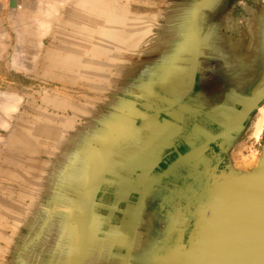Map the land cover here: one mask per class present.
<instances>
[{
    "label": "rangeland",
    "instance_id": "1",
    "mask_svg": "<svg viewBox=\"0 0 264 264\" xmlns=\"http://www.w3.org/2000/svg\"><path fill=\"white\" fill-rule=\"evenodd\" d=\"M200 1L194 0V5H189L187 2L191 3L193 0H60L61 4H65L62 14L65 22L61 21L57 24L56 46L60 48L66 46L68 50L71 48L73 52H76V56H71V58H76L75 62L72 63L73 67L78 66L75 64L79 61V53L82 54V58L85 57L84 53L87 54L86 67L82 65L80 69L76 68L75 71L71 72L76 78L73 76L69 78L67 71L54 69V66L49 63L47 52L49 45L51 46L53 43V39H45L43 46L45 52L41 59L40 70L18 69L17 65H20L16 64V59L22 55L16 53L17 31L14 28L7 31L8 52L0 59V99L2 98V101L5 96L6 99H11V96L14 97L15 101H12V106L9 103L8 110L9 108L10 110L7 112L8 114L6 113L8 115L6 118L3 110H0V119L1 115L4 117L2 118L4 124H0V220L2 218L0 226H43L45 232L43 231L44 236L42 238L44 237L45 244H47L46 231L50 228L52 230L53 226L57 238L60 235L59 240H57L60 243L63 237V226H69L68 228L72 230L76 227L75 237L72 239V245L69 246L67 253L70 264L83 228L85 209L92 187L102 183L101 191L104 184L111 181L110 174L114 161L121 152L128 148L130 141L135 137L137 138L135 133H131L127 129L128 118L120 119L122 134L121 131V135L116 134V114L121 115L123 109H130L136 114L135 127L141 128L143 119L152 110H165L167 105L164 100L177 102L178 105L185 104V112H192L193 114L202 113L201 111L205 109L203 100L189 101L191 98L195 99V96L199 94H207L213 106L223 105V101H221V96L225 91L223 86L214 85V83L210 86H203V81L208 84L215 77L204 70L205 65L207 67L208 64L202 62V40L195 89L183 98L190 87L189 68L192 60L193 23L195 11ZM98 3L101 5L98 6ZM113 7L116 9L114 12ZM111 17L113 18L111 19ZM239 17L242 18L241 15ZM83 26L86 34L84 33V38L80 40V35L83 34L81 27ZM232 26L235 27L233 24ZM240 29L242 31L243 27L241 26ZM143 35L145 36L143 37ZM140 39L141 41H139ZM232 42L236 55L235 59L239 61L238 65L245 66L243 62H245V52L249 39L239 38L234 34ZM65 57L70 56L61 55L57 58V63L60 64L57 66H63ZM119 86L125 87L123 93L121 90L118 91L117 87ZM250 91H245L244 88L239 90L240 93H249ZM119 101L121 103L118 104ZM241 107L237 103H230L226 112L235 111L237 113ZM263 108L264 102L243 125L246 127L244 133H238L241 127L231 135L235 137L236 141L228 152L227 158H231L235 164L247 160V173H251L260 161V155H255L254 145L257 132L260 131L262 125L264 126V112L261 113ZM42 113L46 114L43 115ZM215 113L222 117L223 111L216 108ZM203 116H200L201 120ZM72 118L75 120L73 121ZM259 119L263 124L255 129L254 123ZM84 120H86L85 123ZM122 122H124L123 125ZM189 122L190 120H188ZM191 122L194 124L195 118ZM35 127L37 131H35ZM83 129L86 130L83 131ZM222 130H217L215 134H219ZM77 132L78 134L74 136ZM262 138L264 140V134ZM40 145L41 148L43 147L42 149ZM61 148H63L62 152ZM58 152H60V156ZM67 152L69 156L66 155ZM68 163L70 164L68 165ZM35 165L38 170L34 168ZM39 167L44 169L41 170ZM103 168L105 169L104 174L100 175ZM162 169L164 168H161V172ZM220 170L226 172V167L223 166ZM37 182L42 185L37 184ZM48 194L50 197L47 196ZM80 194L81 197H79ZM138 198L134 200L126 221L124 246L119 251V264H124L125 261L128 223ZM196 207H193L192 211H195ZM154 210H158L156 206L148 208L146 219L156 222L157 226H137L135 235L139 240H136L137 245L132 252L131 264H146V262L147 264H184L186 253L192 243L191 235H197L200 230L210 227L196 226L199 222L203 224V213L195 216L193 220H191L193 217L188 212L173 214L172 223L173 225L177 223L179 226H162L167 222V214L158 213L152 216ZM92 224L80 260L91 236ZM35 232L31 233L32 235L35 234L33 239L37 235ZM24 233H27L26 229ZM161 233L163 239L159 240ZM182 238L183 242H181ZM147 240L150 244L146 242ZM45 244L44 246L41 245V251L47 250ZM147 246L148 249L149 247L151 249L145 251ZM55 249L56 253L63 251L58 245ZM146 252H149L147 253L149 255ZM136 253L138 256L141 255L137 257L135 256ZM59 258L57 257V260ZM169 259L173 262H168ZM89 264L100 263L97 258H94L89 261Z\"/></svg>",
    "mask_w": 264,
    "mask_h": 264
},
{
    "label": "crops",
    "instance_id": "2",
    "mask_svg": "<svg viewBox=\"0 0 264 264\" xmlns=\"http://www.w3.org/2000/svg\"><path fill=\"white\" fill-rule=\"evenodd\" d=\"M59 1L0 0V59L8 52L7 31L14 28L17 31L16 53L19 55L21 52V55L25 56L28 52L31 58L34 57L31 59V63H33L30 69L32 71L40 70L41 59L45 52L43 50L45 39H53L47 52L49 57L51 55L49 63L54 66V69H60L59 66L58 68L56 66L60 65L57 63V58L61 55L71 54V48L69 50L66 47L60 48L55 43L57 24L61 21L65 22L62 15L65 4L63 5ZM187 4L194 5V0ZM240 15L242 18L239 17ZM233 17L235 18L233 19ZM26 23H29L28 25L31 27L34 24H37L36 27L43 24V27L39 28L38 26L39 29H36L33 26L30 29ZM241 26L243 27L242 31ZM24 27H28L26 30L30 32L27 31V33ZM39 32L40 34H38ZM200 32L202 62L208 64L207 67L205 65L204 70L215 77L208 84L203 81V86H210L213 83L223 86L225 89L221 96L223 105L213 106L207 94H199L195 96V99L191 98L189 101L203 100L205 109L201 111L202 113L193 114L185 112V104L178 105L164 100L168 107L166 106L165 110L160 111L152 110L143 119L141 128L135 127L136 114L130 109L123 110L121 115L116 114V134H122L120 119L128 118L127 129L131 133H135L137 138L132 139L128 148L121 152L114 161L110 174L111 181H107L98 194L94 222L88 241L90 243H87L88 246L86 245L87 248L85 247L79 264H87L86 253L89 250H92L91 255L97 258L100 264L120 263L119 251L124 246L126 221L133 202L139 197L143 186L161 172V168H164L162 170L165 171L178 160L187 156L166 175L167 177L160 180V184L158 183L154 187L138 226H157L156 222L146 219L147 210L152 206H156L158 209L153 211L152 216L158 213L167 214V222L162 226H179L177 223L173 225L172 215L182 212L191 214L193 217L191 220L195 216L201 215L202 212L204 215L203 224L199 222L196 226H210L215 205L216 183L224 176L237 179L241 174L247 173V160L235 164L231 158H227L228 152L236 141L234 136L216 142L212 140L216 131L224 129L236 114L235 111L226 112L230 103L242 106L264 83V0H210L201 14ZM234 34L239 38L249 39L245 62H243L245 66H239V61L235 59L232 42ZM19 37H25L24 39L29 37L30 39L26 41L21 38L22 41ZM20 41L22 44L19 43ZM30 42L33 43L32 47ZM24 52L25 54H23ZM85 54V57H80V62L82 59L84 60L83 67L87 65V54ZM66 60L65 57L63 67H61L63 70L71 68V66H66ZM17 67L26 70L23 68L24 66ZM124 88V86L117 87L118 91L121 90L122 93ZM241 88L251 91L240 93ZM119 103L121 102L119 101ZM216 108L223 111L222 117L215 113ZM202 115L204 116L201 120L200 116ZM193 118H195L194 124L191 122ZM261 119L263 120V118ZM261 119L255 121V129L263 124ZM188 120H190L189 123ZM122 128L124 127L122 126ZM245 130L246 127L242 126L238 133H244ZM263 134L264 126L262 125L260 131L257 132L254 145L255 155L259 154L261 158L264 151ZM223 166L226 167V172L220 170ZM47 196L50 197L49 194ZM39 198H41L40 195ZM195 206L197 209L192 211ZM68 227L63 226L61 243L57 241L60 235L57 238L55 230H53L54 226L52 227L53 232H50L51 228L48 229L47 244H45L44 237L42 238L44 236L43 226H0V264H69L67 253L69 246L72 245L71 241L75 237L76 227L74 230ZM25 229L27 233H24ZM34 231L37 233L35 239H33L35 234H31ZM195 237V234L191 235V245L195 243ZM162 238L163 234L161 233L160 240ZM183 238L181 242H183ZM44 244L49 246L46 253L40 250L41 245L44 246ZM57 245L62 248V252L56 253ZM26 253L28 254L26 255ZM57 257H60L59 260Z\"/></svg>",
    "mask_w": 264,
    "mask_h": 264
},
{
    "label": "water",
    "instance_id": "3",
    "mask_svg": "<svg viewBox=\"0 0 264 264\" xmlns=\"http://www.w3.org/2000/svg\"><path fill=\"white\" fill-rule=\"evenodd\" d=\"M209 1L201 0L195 11L190 87L183 98L195 89L200 64V18ZM263 102L264 83L248 98L230 123L212 141L216 142L231 136L247 122ZM186 157L178 160L143 186L128 223L124 264H131L137 226L152 190ZM104 171V168L101 169L100 175H103ZM101 184L94 185L89 193L83 228L70 264H77L80 260L92 224ZM194 242L186 253L184 264H264V151L257 167L251 173L241 174L237 179L224 176L216 183L212 223L210 227L197 233Z\"/></svg>",
    "mask_w": 264,
    "mask_h": 264
},
{
    "label": "bare ground",
    "instance_id": "4",
    "mask_svg": "<svg viewBox=\"0 0 264 264\" xmlns=\"http://www.w3.org/2000/svg\"><path fill=\"white\" fill-rule=\"evenodd\" d=\"M46 1H48V0H46ZM106 1H107V0H106ZM59 2H60V1H59ZM46 4H48V3H46ZM154 4H155V3H154ZM95 5H96V4H95ZM100 5H101V4H100ZM100 5H99V3H98V6H100ZM102 5H103V4H102ZM46 7H47V6H46ZM69 7H70V6H69ZM105 7H106V5H105ZM107 8H108V7H107ZM113 8H114V10H113V12H114L116 9H115V7H113ZM96 9H97V8H96ZM97 10H98V9H97ZM67 11H68V10H67ZM102 13H103V12H102ZM111 13H112V12H111ZM115 13H116V12H115ZM49 14H50V13H49ZM82 14H84V13H82ZM95 14H96V13H95ZM97 14H98V13H97ZM105 14H106V13H105ZM85 15H86V13H85ZM92 15H93V14H92ZM90 17H91V16H90ZM97 17H98V16H97ZM100 17H101V16H100ZM135 17H136V16H135ZM109 18H110V17H109ZM112 18H113V17H111V19H112ZM125 18H126V17H125ZM138 18H139V17H138ZM152 18H153V17H152ZM69 19H70V18H69ZM96 19H97V18H96ZM101 19H102V18H101ZM116 19H118V18H116ZM149 19H150V17H149ZM149 19H148V20H149ZM40 20H41V19H40ZM70 20H71V19H70ZM118 20H119V19H118ZM125 20L127 21V19H125ZM125 20H124V23L126 22ZM151 21H154V20L151 19ZM31 22H32V21H31ZM31 22H30V24L32 25ZM40 22H41V21H40ZM87 22H88V21H87ZM76 23H77V22H76ZM78 23H79V22H78ZM85 23H86V22H85ZM28 24H29V23H28ZM28 24L26 23V25H28ZM86 24H87V23H86ZM105 24H106V23H105ZM108 24H109V23H108ZM110 24H111V23H110ZM23 25L25 26L24 23H23ZM23 25H22V26H23ZM35 25H37V24H34L33 26H35ZM42 25H43V24H42ZM42 25H41V24L38 25L39 28H42V27H43ZM78 25H79V24H78ZM88 25H89V24H88ZM115 25H116V24H115ZM15 26H16V25H15ZM28 26H30V25H28ZM33 26H32V27L30 26V29L33 28ZM38 26H37V27L35 26L36 29L38 28ZM41 26H42V27H41ZM76 26H77V25H76ZM123 26H124V25H123ZM118 27H120V26H118ZM26 28L28 29V27H24L25 30H26ZM39 28H38V29H39ZM62 28H63V27H62ZM150 28H151V27H150ZM45 29H46V28H45ZM45 29H42V30L45 31ZM85 29H86V27H85ZM126 30H127V29H126ZM27 31H28V30H26V32H27ZM40 31H41V30H40ZM81 31H82L83 34L80 35V38H81L80 40H82V38H84V33H85V32H84V31H85V30H84V26L81 27ZM86 31H87V30H86ZM145 31H146V30H145ZM23 32H24V30H23ZM28 32H30V31H28ZM28 32H27V33H28ZM31 32H32V31H31ZM55 32H56V31H55ZM21 33H22V32H21ZM42 33L44 34V32H42ZM149 33H151V32H149ZM22 34H23V33H22ZM24 34H26V33H24ZM38 34H40V32H39ZM85 34H86V33H85ZM146 34H148V33H146ZM41 35H42V34H41ZM90 35H91V34H90ZM92 35H94V34H92ZM138 35H139V34H138ZM154 35H155V34H154ZM20 36H21V35H20ZM27 36H28V35H27ZM68 36H69V35H68ZM144 36H145V35H143V37H144ZM25 37H26V35H25ZM25 37H23V38L21 37V38L24 39ZM72 37H73V36H72ZM116 37H117V36H116V34H115V38H116ZM139 37H140V36H139ZM146 37H147V35H146ZM148 37H149V36H148ZM19 38H20V37H19ZM21 38H20V40H22ZM67 38H69V37H67ZM85 38H86V37H85ZM150 38H152V37H150ZM29 39H30V38L28 37V39H24V40L27 41V40H29ZM71 39H72V38H71ZM96 39H97V38H96ZM104 39H105V38H104ZM175 39H176V38H175ZM31 40L33 41L32 38H31ZM34 40H36V39H34ZM76 40H77V39H76ZM93 40H94V39H93ZM22 41H23V40H22ZM36 41H37V40H36ZM36 41H35V42H36ZM74 41H75V40H74ZM103 41H104V40H103ZM139 41H141V39H140ZM145 41H147V40H145ZM149 41H150V39H149ZM149 41H148V43H149ZM161 41H162V40H161ZM181 41H182V40H181ZM78 42H79V41H78ZM104 42H105V41H104ZM19 43L22 44L21 41H20ZM81 43H82V41H81ZM84 43H85V42H84ZM105 43H106V42H105ZM139 43H140V42H139ZM145 43H146V42H145ZM166 43H167V42H166ZM173 43H174V42H173ZM20 44H19V45H20ZM34 44H35V43H34ZM85 44H86V43H85ZM110 44H111V43H110ZM130 44H131V43H130ZM137 44H138V42L136 43V45H137ZM175 44H176V43H175ZM37 45H38V42H37ZM63 45H64V44H63ZM97 45H99V44H97ZM23 46H24V45H23ZM30 46H31V47L33 46V43H32V42H30ZM76 46H77V45H76ZM108 46H109V45H108ZM112 46H113V45H112ZM63 47H64V46H63ZM65 47H66V46H65ZM21 48H22V47H21ZM29 48H30V47H29ZM61 48H62V47H61ZM22 49H23V48H22ZM22 49H21V50H22ZM25 49H26V46H25ZM31 49H32V48H31ZM31 49H30V50H31ZM74 49H75V48H74ZM109 49H111V48H109ZM28 50H29V49H28ZM54 50H55V49H54ZM61 50H62V49H61ZM86 50H87V49H86ZM90 50H91V49H90ZM24 51L26 52V50H24ZM32 51H33V49H32ZM32 51H31V52H32ZM70 51H71V54H69L70 57H66L67 60H66L65 63H66V66H67V67H68V66H71V68H70V69H65V70H63V69L60 67V70L62 69L63 71H65V72L67 71V72L69 73V78H71V77L74 75V73H73V75H72L71 72H72V71H75L74 69H76V68H79V69H80L81 66H82V64L84 63V60L82 59V62H80V58H79V61H77L76 64H75V65H78V66H74V67H73V66H72V65H73L72 63L75 62L76 58H74V57L71 58V56H72V55H73V56H76V52H73L72 49H71ZM78 51H79V50H78ZM81 51H83V50H81ZM165 51H166V50H165ZM25 52H24L23 54H25ZM29 52H30V51H29ZM91 52H92V51H91ZM93 52H94V51H93ZM93 52H92V53H93ZM96 52H98V51H96ZM33 53H34V51H33ZM33 53H32V54H33ZM35 53H36V52H35ZM51 53H52V52H51ZM98 53H99V52H98ZM174 53H175V52H174ZM20 54H21V52L19 53V55H20ZM30 54H31V53H30ZM80 54H81V53H80ZM99 54H100V53H99ZM102 54H103V53H102ZM112 54H113V53H112ZM81 55H82V54H81ZM81 55H80V57H81ZM85 55H86V54H85ZM106 55H107V54H106ZM114 55H115V54H114ZM50 56H51V55H50ZM91 56H92V54H91ZM91 56H90V57H91ZM33 58H34V57L31 58V55H29L28 52H27V54H26L25 56L23 55V56H21V57H20V56L17 57V59H16V62H17V63H16V64H19L21 67H22V65H23V66H24L23 68H25V69H30V68H31V64L33 63V62L31 63V59H33ZM49 58H50V57H49ZM81 58H82V57H81ZM91 58H92V57H91ZM108 58H109V57H108ZM225 58H226V57H225ZM52 60H53V59H52ZM104 60H105V59H104ZM101 61H102V60H101ZM107 61H108V60H107ZM14 62H15V61H14ZM109 62L111 63V61H109ZM52 63H53V62H52ZM50 64H51V63H50ZM56 64H57V63H56ZM107 65H108V64H107ZM109 65H110V64H109ZM17 66H18V65H17ZM56 66H57V65H56ZM83 66H84V64H83ZM91 66H92V65H91ZM62 67H63V66H62ZM93 67H94V66H93ZM117 67H118V66H117ZM57 68H58V66H57ZM118 68H119V67H118ZM162 68H163V67H162ZM45 69H46V68H45ZM50 69H51V68H50ZM58 69H59V68H58ZM96 69H98V68H96ZM99 69H100V68H99ZM189 69H190V68H189ZM21 70H22V69H21ZM116 70H118V69H116ZM112 72H113V70H112ZM61 73H62V72H61ZM162 73H163V72H162ZM189 73H190V72H189ZM49 74H50V73H49ZM59 74H60V73H59ZM65 74H66V73H65ZM60 75H61V74H60ZM60 75H57V76H60ZM46 76H47V75H46ZM65 76H66V75H65ZM65 76H63V77H65ZM160 76H161V75H160ZM73 77H74V76H73ZM59 78H60V77H59ZM65 78H66V77H65ZM74 78H76V77H74ZM55 79H56V78H55ZM60 79H61V78H60ZM66 79H67V78H66ZM66 79H64V80H66ZM77 80H78V79H77ZM92 80H93V79H92ZM73 81H74V80H73ZM78 81H80V80H78ZM89 81H90V80H89ZM66 82H67V81H66ZM102 82H104V81H102ZM114 82H115V81H114ZM69 83H70V82H69ZM71 83H72V82H71ZM109 87H110V85H109ZM109 90H110V89H109ZM9 96H10V95H9ZM9 96H8V97H9ZM46 96H47V95H46ZM1 97H2V96H1ZM3 97H4V96H3ZM48 97H49V96H48ZM62 97H63V96H62ZM69 97H71V96H69ZM10 98H11V99H8V98L6 99V96H5V98H3L2 101H1L2 98L0 99V110H3V112H4V117H5V118H6V115L8 114L7 112L10 110V108H9V110H8L9 103H11L10 106H12V101H15V100H14V97L12 98V97L10 96ZM64 98H65V96H64ZM67 98H68V97H67ZM52 100H53V99H52ZM52 100H50V101H52ZM60 100H61V98H60ZM87 100H88V99H87ZM20 101H21V100H20ZM60 102H62V101H60ZM13 103H14V102H13ZM110 103H111V102H110ZM112 103H115V102H112ZM67 104H69V103H67ZM80 104H81V103H80ZM50 105H51V104H50ZM57 105H58V104H57ZM128 105H129V104H128ZM13 106H14V105H13ZM76 107H77V106H76ZM12 108H13V107H12ZM14 108H15V107H14ZM41 108H42V107H41ZM60 108H61V107H60ZM120 108H121V107H120ZM131 108H132V107H131ZM54 109H55V108H54ZM76 109H77V108H76ZM79 109H80V108H79ZM121 109H122V108H121ZM12 110H13V109H12ZM69 110H70V109H69ZM84 110H85V109H84ZM88 110H89V109H88ZM123 110H124V109H123ZM81 111H82V110H81ZM3 112L1 111V114H2ZM29 112H30V111H29ZM39 112H40V111H39ZM47 112H48V111H47ZM51 112H52V111H51ZM261 112H262V113L264 112V108L262 109ZM6 113H7V114H6ZM42 114L44 115V114H46V113H42ZM51 114H52V113H51ZM56 114H57V113H56ZM73 114H74V113H73ZM40 115H41V114H40ZM52 115H53V114H52ZM7 116H8V115H7ZM75 116H76V115H75ZM86 116L88 117V115H86ZM98 116H99V115H98ZM4 117H2V115H1V119H0L1 121H0V124H4V123H2V121H3L2 118H4ZM25 117H26V116H25ZM38 117H39V116H38ZM89 117H90V116H89ZM92 118H93V117H92ZM96 118H97V117H96ZM63 120H64V119H63ZM82 120H83V119H82ZM71 121H72V120H71ZM85 121H86V120H84V123H85ZM72 122H73V121H72ZM91 122H92V121H91ZM87 123L89 124V122H87ZM93 123H94V122H93ZM95 123H96V122H95ZM5 124H6V122H5ZM88 124H86V125H88ZM90 124H91V123H90ZM7 125H8V124H7ZM91 125H92V124H91ZM84 126H85V125H84ZM37 127H38V126H37ZM75 127H76V125H75ZM91 127H92V126H91ZM93 128H94V127H93ZM35 129H36V127H35ZM54 129H56V128H54ZM57 129H59V128H57ZM96 129H97V128H96ZM99 129H100V128H99ZM85 130H86V129H85ZM85 130L83 129V131H85ZM35 131H37V129H36ZM41 131H42V130H41ZM80 131H81V130H80ZM95 131H96V130H95ZM108 131H109V130H108ZM31 132H32V130H31ZM61 132H62V130H61ZM105 132H106V131H105ZM111 132H112V131H111ZM65 133H66V132H65ZM69 133H71V132H69ZM96 133H97V132H96ZM108 133H109V132H108ZM77 134H78V132H77L75 135H74V134H73V135L76 136ZM104 134H105V133H104ZM80 135H81V134H80ZM82 136H83V135H82ZM101 136H102V135H101ZM79 137H80V136H79ZM87 137H88V136H87ZM42 139H43V138H42ZM47 140H48V139H47ZM40 141H41V140H40ZM37 143H39V142H37ZM54 143H55V142H54ZM56 143H57V142H56ZM49 145H50V144H49ZM45 146H46V145H45ZM79 147H80V146H79ZM31 148H32V147H31ZM40 148H41V145H40ZM40 148H39V149H40ZM42 148H43V147H42ZM42 148H41V149H42ZM49 148H50V147H49ZM28 149H29V148H28ZM61 149H62V150H61V152H62V151H63V148H61ZM47 150H48V149H47ZM58 150H59V149H58ZM58 150H56V151H58ZM41 151H42V150H41ZM69 151H70V150H69ZM36 153H37V152H36ZM59 153H60V152H58V155H59ZM63 154H64V152L62 153V155H63ZM67 154H68V152L66 153V155H67ZM34 155H35V154H34ZM70 155H71V154H70ZM37 156H38V155H37ZM59 156H60V155H59ZM68 156H69V154H68ZM68 156H64V157H68ZM79 156H80V155H79ZM44 157H45V156H44ZM36 158H37V157H36ZM36 158H35V159H36ZM68 158H69V157H68ZM68 158H67V159H68ZM75 158H76V156H75ZM68 160H69V159H68ZM77 160H78V159H77ZM72 162H73V161H72ZM134 162H135V161H134ZM48 163H49V162H48ZM49 164H50V163H49ZM49 164H48V165H49ZM69 164H70V163H68V165H69ZM80 164H81V163H80ZM30 165H31V164H30ZM64 165H65V162H64ZM72 165H73V164H72ZM83 165H84V164H83ZM24 166H25V165H24ZM54 166H55V165H54ZM74 166H75V165H74ZM75 167H76V166H75ZM34 168H37V166L35 165ZM39 168H41V167H39ZM53 168H54V167H53ZM78 168H79V167H78ZM25 169H26V167H25ZM42 169H44V168H41V170H42ZM64 169H65V168H64ZM72 169H73V168H72ZM37 170H38V168H37ZM37 170H35V171H37ZM46 170H47V169H46ZM43 172H44V171H43ZM53 172H54V171H53ZM32 173H33V172H32ZM21 174H22V173H21ZM33 174H34V173H33ZM41 174H42V173H41ZM247 174H248V173H247ZM18 176H19V175H18ZM55 176H56V174H55ZM57 177H59V176H57ZM166 177H167V176H166ZM23 178H25V177H23ZM44 178H46V177H44ZM34 179H36V178H34ZM117 179H118V177H117ZM38 180H40V179H38ZM62 180H63V179H62ZM23 181H24V180H23ZM59 183H60V182H59ZM23 184H24V183H23ZM32 184H33V183H32ZM37 184H41V183H38V182H37ZM159 184H160V183H159ZM24 185H25V184H24ZM24 185H23V186H24ZM41 185H42V184H41ZM51 185H52V184H51ZM35 187H36V186H35ZM35 187H34V188H35ZM20 188H21V187H20ZM43 188H44V186H43ZM22 189H23V188H22ZM40 189H41V188H40ZM51 189H52V188H51ZM31 190H32V189H31ZM41 190H43V189H41ZM22 191H23V190H22ZM27 191H28V190H27ZM34 191H35V190H34ZM36 191H37V190H36ZM50 191H51V190H50ZM57 191H58V190H57ZM23 192H25V191H23ZM153 192H154V191H153ZM43 193H44V192H43ZM31 194H32V193H31ZM32 197H34V196H32ZM41 200H43V199H41ZM36 201H37V200H36ZM39 201H40V200H39ZM30 202H31V200H30ZM31 204H32V203H31ZM38 204H39V203H38ZM38 204H37V205H38ZM42 204H43V203H42ZM20 205H21V204H20ZM49 205H50V204H49ZM206 205H207V204H206ZM4 206H5V205H4ZM208 206H209V205H208ZM60 207H61V205H60ZM21 208H22V207H21ZM23 208H24V207H23ZM58 209H59V208H58ZM58 209H57V210H58ZM59 210H60V209H59ZM37 211H38V210H37ZM16 212H17V210H16ZM29 212H30V211H29ZM29 212H28V213H29ZM11 213H12V212H11ZM18 213H19V212H18ZM25 214H26V213H25ZM33 214H35V213H33ZM53 214H54V213H53ZM142 214H143V213H142ZM206 214H207V213H206ZM26 215H27V214H26ZM51 215H52V214H51ZM0 216H1V215H0ZM24 216H25V215H24ZM34 216H35V215H34ZM4 218H5V217H4ZM22 218H24V217H22ZM55 218H56V217H55ZM5 219H7V218H5ZM46 219H47V218H46ZM1 220H2V218H1ZM1 220H0V221H1ZM20 220H21V219H20ZM29 221H30V220H29ZM48 221H49V220H48ZM17 222H18V221H17ZM18 223H19V222H18ZM31 223H32V222H31ZM19 224H20V223H19ZM48 225H49V224H48ZM2 229H3V227H2ZM201 229H202V228H201ZM40 231H41V230H40ZM44 232H45V230H44ZM46 232H47V231H46ZM50 232H53V231H50ZM138 232H139V231H138ZM140 232H141V231H140ZM140 232H139V233H140ZM41 233H42V232H41ZM48 233H49V231H48ZM39 235H40V234H39ZM141 235H142V234H141ZM139 236H140V235H139ZM142 236H143V235H142ZM25 237H26V235H25ZM20 238H21V237H20ZM27 238H28V237H27ZM30 238H31V237H30ZM88 238H89V236H88ZM38 239H39V238H38ZM162 239H163V238H162ZM136 240H137V241L139 240V239H137V235H135V238H134V247H133V249H135V247H136V245H137V241H136ZM143 240H144V239H143ZM159 240H160V239H159ZM159 240H158V241H159ZM107 241H108V240H107ZM135 241H136V243H135ZM140 242H141V241H140ZM146 242H148V240H147ZM159 242H160V241H159ZM85 243H86V242H85ZM89 243H90V242H89ZM89 243H88V244H89ZM118 243H119V242H118ZM156 243H157V242H156ZM193 243H194V242H193ZM141 244H142V243H141ZM145 244H146V243H145ZM148 244H150V242H148ZM143 245H144V243H143ZM146 245H147V244H146ZM152 245H153V244H152ZM152 245H151V246H152ZM45 246H46V245H45ZM122 246H123V245H122ZM153 246H154V245H153ZM160 246H161V245H160ZM191 246H192V245H191ZM46 247H47V246H46ZM48 247H49V246H48ZM48 247H47V248H48ZM140 247H141V245H140ZM140 247H139V248H140ZM33 248H34V247H33ZM86 248H87V247H86ZM139 248H138V250H140ZM141 248H142V247H141ZM145 248H147L146 250L144 249L145 251L151 249L150 247H149V249H148V246L145 247ZM28 249H29V248H28ZM34 249H36V247H35ZM142 249H143V248H142ZM142 249H141V250H142ZM152 249H153V248H152ZM53 250H54V249H53ZM94 250H95V249H94ZM91 251H92V250H89V251L86 253L87 264H89L88 262H89L90 260L92 261V259L95 258V257H93V256L91 255V254H92ZM152 251H153V250H152ZM164 251H165V250H164ZM29 252H31V251H29ZM149 252L151 253V251H149ZM149 252H146V254L149 253ZM155 252H156V251H155ZM105 253H106V252H105ZM27 254H28V253H26V255H27ZM29 254H30V253H29ZM26 255H25V256H26ZM33 255H34V254H33ZM140 255H141V254H139V256H140ZM142 255L145 256V254H142ZM147 255H149V254H147ZM190 255H191V253L189 254V258H190ZM28 256H29V255H28ZM135 256L139 257V256L137 255V253H136ZM152 256L155 257L154 254H152ZM174 256H175V255H174ZM29 257H30V256H29ZM137 257H136V258H137ZM148 257H150V256H148ZM148 257H147V258H148ZM166 257H167V256H166ZM30 258H31V257H30ZM111 258H112V257H111ZM189 258H188V259H189ZM144 259H145V258H144ZM178 259H179V258H178ZM31 260H32V259H31ZM109 260H111V259H109ZM115 261H117V260L115 259ZM142 261H143V260H142ZM144 261H145V260H144ZM147 261H148V259H147ZM167 261H168V260H167ZM70 262H71V261H70ZM140 262H141V261H140ZM145 262H146V261H145ZM148 262H149V261H148ZM168 262H171V263H172L173 261H172L171 259H169ZM78 264H79V263H78ZM114 264H116V263H114ZM140 264H141V263H140ZM146 264H147V262H146ZM173 264H174V263H173Z\"/></svg>",
    "mask_w": 264,
    "mask_h": 264
}]
</instances>
